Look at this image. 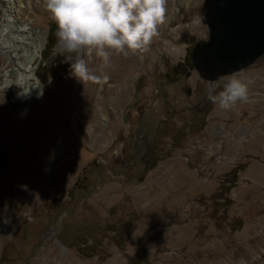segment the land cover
Instances as JSON below:
<instances>
[{
  "label": "rangeland",
  "instance_id": "374dc122",
  "mask_svg": "<svg viewBox=\"0 0 264 264\" xmlns=\"http://www.w3.org/2000/svg\"><path fill=\"white\" fill-rule=\"evenodd\" d=\"M203 2L173 5L145 48L110 52L107 66L83 51L100 78L79 81L65 61L74 54L56 48L44 0L15 1L18 23L45 41L36 48L42 95L13 114L0 77V150L39 112L55 123L59 91L80 90L81 108L56 126L64 136L44 138L68 143L40 178L34 160L16 161L11 195L0 192V264H264V55L233 74L248 82L247 102L229 110L210 102L207 90L215 95L233 75L209 85L190 70L194 43L207 38Z\"/></svg>",
  "mask_w": 264,
  "mask_h": 264
},
{
  "label": "clouds",
  "instance_id": "9594fccd",
  "mask_svg": "<svg viewBox=\"0 0 264 264\" xmlns=\"http://www.w3.org/2000/svg\"><path fill=\"white\" fill-rule=\"evenodd\" d=\"M44 7L56 26L57 50L74 54L65 61L79 81L100 78L89 71L81 58L83 51L94 52L107 66L110 52L127 56L145 48L168 11L167 0H44ZM207 98L219 109L229 110L238 101L247 102L248 82L233 75L215 95L209 88Z\"/></svg>",
  "mask_w": 264,
  "mask_h": 264
},
{
  "label": "bare ground",
  "instance_id": "6f19581e",
  "mask_svg": "<svg viewBox=\"0 0 264 264\" xmlns=\"http://www.w3.org/2000/svg\"><path fill=\"white\" fill-rule=\"evenodd\" d=\"M1 1L2 0H0V4H1ZM15 1L16 0H5L4 6L3 5L0 6V56L3 57V60L5 62V65L0 69V77H2L8 85H10L9 87L6 88L7 89L6 92H9L8 98L6 101V104L8 105L9 109L20 108L23 106H27L28 104L32 105L42 95V83L40 80H38L35 77V71H36V68L39 64V60L41 57V53L36 48L38 45H42L45 42L44 40H41L39 38L38 32L32 29H28L26 25H22L18 23L16 13H15L16 11ZM189 1L190 0H167V8H168L167 14L168 13L171 14L173 12L172 11L173 5L188 4ZM166 21L168 22V20ZM33 35H36L38 38H32ZM92 56H93V53H92ZM109 58H113V54L111 55V53H109ZM99 67L97 66V68L101 70L102 66L100 65ZM92 70L94 71V68ZM83 86H85V84ZM64 90H61L58 93L56 92L57 94L54 95V97L52 98V101L54 102L51 105V108H52L51 115H54L55 123L50 124L48 122L46 123V121L45 123L42 122L43 114L39 115L40 113L39 112L38 115H34V117L32 116L30 117V119H27V121L21 122L19 123V125H17L18 131L20 130V134H23V137H17L13 146L11 147L8 144L9 145L8 149L4 148L5 151L0 150V160H2V155L4 153L7 156L6 159L8 162V164L3 163L4 166L6 167V170H4V174L0 177V182H1L0 192L7 191L8 194L11 195L9 191L12 192V189L9 186L7 187V184H8V179L11 176L14 170V167L16 165V161H18V159L22 157L21 161H23L24 157L27 156L29 160L31 161L34 160L36 162L35 169L38 170V173L36 174V178L37 177L40 178V175H41L40 172L44 170V167H43L45 165V164L43 165L44 161L48 157L53 155L56 152V150L62 148V145L64 143L65 144L68 143L66 142L67 137L64 138V140L53 139V143L44 144L46 141L43 142L44 138L46 137H52V136H56L59 134L62 135V133L64 136L65 133L59 130V128H56V126L59 127L60 124H63L65 126L68 118L71 115V112L74 111V109H78L81 104V103L79 104V101L77 100V97L79 95L78 92H80V90L75 92L72 95H70L68 90L67 91H64ZM50 99L43 101L39 105L38 109L41 110L42 106H44L45 103L50 102ZM88 104H91V103H88ZM80 108L78 111H80ZM91 110L94 111V109H91ZM85 111L88 112L87 109ZM83 113H84V110H83ZM51 115H48V116L51 117ZM50 117L49 119H53ZM92 118L93 117L91 116V119ZM75 121H76L75 117H73L71 124L76 129L75 123L77 121L76 122ZM90 121L88 123H90ZM29 172L34 173V170H31Z\"/></svg>",
  "mask_w": 264,
  "mask_h": 264
},
{
  "label": "water",
  "instance_id": "95a60500",
  "mask_svg": "<svg viewBox=\"0 0 264 264\" xmlns=\"http://www.w3.org/2000/svg\"><path fill=\"white\" fill-rule=\"evenodd\" d=\"M199 18L207 38L194 43L190 70L203 82L237 74L264 55V0H204ZM30 107L9 110L21 114Z\"/></svg>",
  "mask_w": 264,
  "mask_h": 264
},
{
  "label": "flooded vegetation",
  "instance_id": "af4514ba",
  "mask_svg": "<svg viewBox=\"0 0 264 264\" xmlns=\"http://www.w3.org/2000/svg\"><path fill=\"white\" fill-rule=\"evenodd\" d=\"M140 124V123H139ZM142 133V132H141ZM142 150V149H141Z\"/></svg>",
  "mask_w": 264,
  "mask_h": 264
}]
</instances>
